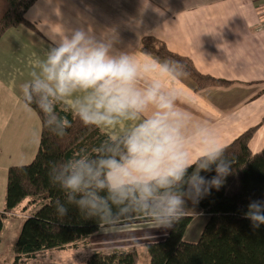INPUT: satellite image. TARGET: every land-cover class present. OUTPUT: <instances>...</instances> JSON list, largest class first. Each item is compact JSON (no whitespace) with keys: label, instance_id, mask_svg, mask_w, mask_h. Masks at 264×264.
<instances>
[{"label":"clouds","instance_id":"9594fccd","mask_svg":"<svg viewBox=\"0 0 264 264\" xmlns=\"http://www.w3.org/2000/svg\"><path fill=\"white\" fill-rule=\"evenodd\" d=\"M117 43L115 30L99 38L91 27L62 30L20 91L57 137L70 126L57 110L61 104L86 127L117 133L125 126L94 152L81 149L51 166L50 180L65 198L55 201L60 217L74 205L100 229L133 217L170 229L187 215L189 202L224 185L234 161L216 132L180 106L183 93L169 86L186 75L183 67L168 59L140 61ZM243 215L259 229L264 200H251Z\"/></svg>","mask_w":264,"mask_h":264},{"label":"crops","instance_id":"0c3cea01","mask_svg":"<svg viewBox=\"0 0 264 264\" xmlns=\"http://www.w3.org/2000/svg\"><path fill=\"white\" fill-rule=\"evenodd\" d=\"M24 17L34 28L19 25L0 38V143L6 134L11 142L7 152L0 153V210L7 167L17 158H30V154L23 155L29 145L25 140L36 141L40 127L35 111L21 101L20 85L38 70V63L58 42L62 30L91 27L97 38L101 32L115 30L118 50L131 52L140 61L165 60L139 49L142 40L151 37L191 59L201 73L230 81L224 86L198 88L186 73L169 86L183 93L180 106L194 121L212 128L221 142L228 144L258 124L248 144L252 152L264 149V0H36ZM124 130L121 125L117 133L102 131L112 135ZM196 212L201 221L199 237L208 215L198 206ZM128 222L149 223L147 219L120 221L90 235L99 232L103 236L100 243L115 241L107 246L121 249L115 244L120 233L114 227ZM168 230L162 231L163 237L147 241L163 239ZM148 232L161 234L152 227Z\"/></svg>","mask_w":264,"mask_h":264},{"label":"trees","instance_id":"16d2710c","mask_svg":"<svg viewBox=\"0 0 264 264\" xmlns=\"http://www.w3.org/2000/svg\"><path fill=\"white\" fill-rule=\"evenodd\" d=\"M36 0H0V38L11 28L28 25L24 14ZM139 49L161 59L176 61L197 84L224 86L230 81L203 74L191 59L170 51L164 44L149 37L142 40ZM21 101L25 104L23 98ZM38 116L40 127L38 147L26 164L7 167L4 204L0 210V235L5 220L13 215H24L15 240L14 264L52 248H60L86 239L99 229L98 221L86 218L74 205H67L68 215L60 217L55 201L65 202L64 194L53 185L49 172L54 163L73 157L81 149L92 153L109 135L101 129L86 127L67 105L58 106L69 127L63 137L55 136L43 123V114L35 105L29 106ZM258 124L248 127L227 145L226 156L233 160V173L224 185L212 189L199 201L198 208L208 215L196 242L185 240L192 216L187 214L168 230L160 240L146 242L148 264H264V225L253 230L244 212L251 200H264V149L252 152L249 141ZM215 173H202L212 176ZM146 219L133 217L121 219ZM120 222V221H119ZM138 254L134 247L111 252L94 251L85 264H136Z\"/></svg>","mask_w":264,"mask_h":264},{"label":"rangeland","instance_id":"374dc122","mask_svg":"<svg viewBox=\"0 0 264 264\" xmlns=\"http://www.w3.org/2000/svg\"><path fill=\"white\" fill-rule=\"evenodd\" d=\"M14 122V121H13ZM39 134V132H38ZM8 134H6L1 143H0V153L7 152L5 151L7 147L11 146V142H8ZM27 142V148L23 151V155L30 154V158L28 160H23L24 158H17L15 161H12V165L28 163L33 158L37 147H38V135L37 140H25ZM36 150H35V148ZM13 146L9 149L12 150ZM35 151V152H34ZM34 153V154H33ZM4 202V200H3ZM4 204V203H3ZM197 206L193 205L191 202L188 203L187 214L192 217L196 215ZM24 215L17 214L7 218L3 224L2 229V240L0 243V264H14V250L13 246L15 240L20 232L22 222L24 220ZM195 221L190 225L188 234L184 236L185 240L190 242H196L198 239V232L200 230L201 221H198L199 217H195ZM132 231H125L126 229H130L132 227ZM150 222L144 223H120L119 226L114 227L120 234L119 239L115 244H119L121 249L114 250H124L131 247L136 249L138 254V259L136 264H148L149 256L144 247L146 242H151L147 240L151 239H159L163 237V228H157L161 234H150L148 230L150 229ZM153 228V227H152ZM107 230V229H104ZM101 232V231H100ZM131 233V234H130ZM168 233V231H167ZM130 234V235H128ZM142 234V235H141ZM167 235V234H166ZM165 235V236H166ZM192 235V236H191ZM164 236V237H165ZM100 238L103 236L98 232L95 235H90L84 240L76 241V243H71L64 247L47 249L44 251L37 252L34 258H26L22 259L18 262V264H85L89 256L94 251L101 252H111L112 248H109L107 244H114L115 241L108 240L107 242L101 240ZM84 241V242H83ZM132 245V246H131ZM130 246V247H129Z\"/></svg>","mask_w":264,"mask_h":264}]
</instances>
